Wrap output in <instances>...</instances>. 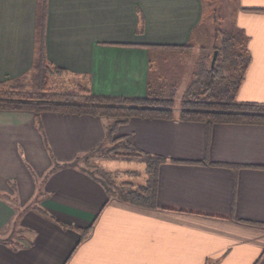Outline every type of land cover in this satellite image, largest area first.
Here are the masks:
<instances>
[{"label":"crops","instance_id":"obj_1","mask_svg":"<svg viewBox=\"0 0 264 264\" xmlns=\"http://www.w3.org/2000/svg\"><path fill=\"white\" fill-rule=\"evenodd\" d=\"M206 2L0 0V82L29 77L45 57L93 94L145 97L149 85L162 89L153 51L175 58L166 51L181 54L195 39L208 66L215 31H199ZM229 15L250 54L236 99L264 103V0H234ZM109 122L0 109V264H264V122L119 124L111 136L159 158L149 206L68 164L108 139ZM128 161L143 166L109 171L146 184L144 162ZM91 224L80 240L74 227Z\"/></svg>","mask_w":264,"mask_h":264},{"label":"trees","instance_id":"obj_2","mask_svg":"<svg viewBox=\"0 0 264 264\" xmlns=\"http://www.w3.org/2000/svg\"><path fill=\"white\" fill-rule=\"evenodd\" d=\"M239 34L233 32L230 37L229 41L234 43L236 51L229 58L228 54H225L226 43L218 44L215 31L213 49L217 50V56L213 66H210L209 61L208 66L203 68L205 78L185 88L180 95L176 88H172L170 89L172 92L170 96H160L156 93L157 91L152 90L150 85L145 97L93 94L87 85L79 83L74 85L72 92L52 90L50 77L53 75L61 76L64 71L62 68L51 66L45 57H42L39 64L33 67L31 74L36 80V87L27 88L26 78L28 77L26 76L0 82V109L89 113L112 118L111 122L108 123L107 138L116 140L118 148H113L110 157L144 162L145 172L148 176L147 183L144 185H134L126 181L116 183V178L120 174L119 171L110 172L100 169L92 172L87 168L84 170L99 181L107 192L117 198L149 206L153 200L155 172L159 158L135 149L131 146L129 139L124 136H111L113 131L119 124L126 122L133 116L177 117L183 120L202 121L206 124L214 122H264V103L243 102L236 99L238 87L250 60V54L243 46L244 43ZM222 50L225 55L219 57ZM229 62L234 65H228ZM100 145L83 155L86 157L93 151L100 149ZM80 157L73 161V165L77 164ZM43 212L49 216L45 210ZM91 227L92 224L87 227L76 226L74 229L79 233L80 240H82V236L89 234Z\"/></svg>","mask_w":264,"mask_h":264},{"label":"rangeland","instance_id":"obj_3","mask_svg":"<svg viewBox=\"0 0 264 264\" xmlns=\"http://www.w3.org/2000/svg\"><path fill=\"white\" fill-rule=\"evenodd\" d=\"M232 3H234V0H211V2H206V7L208 10L207 15L199 28V31L206 30L207 36L209 34V29H213L214 31H216L218 44H221L222 42L226 43L227 49L225 54L227 53L229 58H231L234 51H236L234 43L232 41H229L233 32H235L233 29L232 19L229 15V10ZM201 39L205 41V38L203 39L200 37V40ZM197 43L198 42H196V40L194 39L191 42V45L193 46H190L181 54H179V51L177 50H167L166 53L174 54L173 57L175 58H172L171 55H167L166 60L157 56L156 51L152 52L154 68H156L158 72L162 74L159 76L161 77V79L158 81L160 85H162V89H160L159 91L157 90L156 93H158L160 96H170L172 94L170 89L176 88L180 95L185 88L205 78V70L200 67L198 63L200 54H202L203 50L205 49H198ZM225 54L222 50L219 57H222ZM184 58L189 59V61H186L185 64H183V61H185ZM189 62H191V64H188ZM228 65L234 64L229 62ZM26 80L27 88H34L37 86L35 78L31 75L26 78ZM50 88L52 90L62 92H72L74 91V82L67 76L64 77L53 75L50 77ZM116 144V140L107 139L103 144L100 145V149L93 151L86 157L82 155L78 159L77 163L79 165H83L85 168L91 170L92 172H96L100 169L106 171L118 169L121 171L131 170L135 172V174L138 173L143 166L142 163L123 159H113L112 157H110L113 150L118 148ZM70 163L71 164L69 165L74 164V162ZM120 173L121 174H119L116 178V183H119L121 181H132L133 183L141 182V177L138 178L134 174L127 175L125 174V172ZM34 204H37V198H34V200L30 202L29 206H34ZM11 237L17 238L18 236H7V238Z\"/></svg>","mask_w":264,"mask_h":264},{"label":"water","instance_id":"obj_4","mask_svg":"<svg viewBox=\"0 0 264 264\" xmlns=\"http://www.w3.org/2000/svg\"><path fill=\"white\" fill-rule=\"evenodd\" d=\"M216 56H217V50L215 49L213 51V54H212V57H211V60H210V66L212 67L214 62H215V59H216Z\"/></svg>","mask_w":264,"mask_h":264}]
</instances>
